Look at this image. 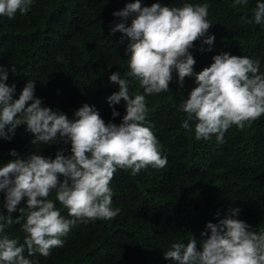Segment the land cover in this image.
Masks as SVG:
<instances>
[{"label":"trees","instance_id":"trees-1","mask_svg":"<svg viewBox=\"0 0 264 264\" xmlns=\"http://www.w3.org/2000/svg\"><path fill=\"white\" fill-rule=\"evenodd\" d=\"M128 2L134 0H34L27 13L0 18V65L16 67L15 75L10 73L7 81L16 85L15 98L30 79L44 105L69 118L88 103L99 110L106 123L119 124L126 102L121 99L109 105L107 97L117 90L109 76L120 71L122 78L130 79L126 77L128 39L118 31L111 33L110 28L119 20L113 12ZM154 2L142 0L149 6ZM160 2L170 6L207 3V19L212 23L208 31L215 41L210 51L207 45L200 50V39L193 42L190 51L196 72L209 66L212 57L222 51L259 58L264 72V28L242 20L253 15L256 0L247 5H236L233 0ZM173 75L169 92L145 97L146 119L159 141L161 155L167 157L166 165L141 169L136 175L130 169H118L110 187L111 206L118 207L119 214L77 223L62 238L63 246L51 248L47 256L36 253L29 257L34 264H172L164 258L172 243H187L193 236L202 239L207 222L217 223L232 207L240 208L239 219L254 230L264 228V114L242 129L232 125L223 143L214 135L210 140H198L194 122L190 121L191 131L181 127L186 113L179 110L181 100L196 86L194 77H185L180 87ZM137 93L142 94L143 89L134 81L130 94ZM113 107L120 116H112ZM32 138L26 125L19 126L10 141L0 138V163L12 158V149L53 158L57 149H70V144L62 141L32 145ZM2 203L0 193V207ZM56 207L68 215L58 201ZM5 231L23 243L20 224L13 223ZM24 255H28L26 248Z\"/></svg>","mask_w":264,"mask_h":264},{"label":"clouds","instance_id":"clouds-1","mask_svg":"<svg viewBox=\"0 0 264 264\" xmlns=\"http://www.w3.org/2000/svg\"><path fill=\"white\" fill-rule=\"evenodd\" d=\"M233 2L247 5L249 0ZM33 3L0 0V18L25 14ZM252 12L242 20L264 28V0H256ZM113 16L119 20L113 22L111 33L118 31L128 39L126 77L130 79L122 78L120 71L109 76L117 86L107 97L109 105L121 99L126 102L119 124L106 123L99 110L88 103L69 118L44 105L35 95L34 80L29 79L15 98L16 85L7 81L10 73L15 75L16 67L0 65V138L10 141L16 129L26 125V131L33 134L32 145L70 144V149H57L54 158L12 149V158L0 163V264H34L29 257L36 253L47 256L51 248L63 246L62 238L77 223L117 216L120 209L111 206L110 182L118 169H130L136 175L141 169L166 165L167 157L161 155L159 141L146 119L145 97L169 92L174 73L180 87L185 77H194L196 86L181 100L179 110L186 113L181 127L191 131L190 121L194 122L198 140H210L214 135L223 143L232 125L242 129L264 114V72L259 58L222 51L212 57L209 66L194 70L193 42L200 39V50L207 45L210 51L215 41L208 31L212 23L207 19V3L170 6L156 0L149 6L134 0ZM134 81L142 94H130ZM112 116H120L114 107ZM56 201L67 209V216L61 214ZM239 212V207H232L217 223L207 222L200 240L193 236L187 243H172L164 258L172 264H264V228L254 230L239 219ZM13 223L20 224L23 243L5 231Z\"/></svg>","mask_w":264,"mask_h":264}]
</instances>
